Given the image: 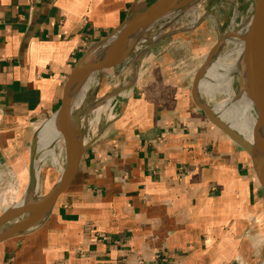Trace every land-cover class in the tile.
<instances>
[{
	"label": "crops",
	"instance_id": "1",
	"mask_svg": "<svg viewBox=\"0 0 264 264\" xmlns=\"http://www.w3.org/2000/svg\"><path fill=\"white\" fill-rule=\"evenodd\" d=\"M145 1L0 0V163L29 149L33 122L55 114L76 63ZM140 69L112 90L68 189L36 226L0 242V264H235L242 255L250 230L241 222L262 200L248 154L188 99L168 58Z\"/></svg>",
	"mask_w": 264,
	"mask_h": 264
},
{
	"label": "rangeland",
	"instance_id": "2",
	"mask_svg": "<svg viewBox=\"0 0 264 264\" xmlns=\"http://www.w3.org/2000/svg\"><path fill=\"white\" fill-rule=\"evenodd\" d=\"M153 1H145V6L140 12L145 10ZM194 4L197 9L192 13L183 12L174 18L161 16L147 31L148 39L138 42L131 53L115 67L97 75V82L88 88L85 100L77 111V114H82L81 129L82 117L91 105L95 103V107L101 106L103 108L100 115L102 118L106 112V104H109L113 98L108 99V96L113 93L112 90L119 89L120 86L130 81L137 64L140 66L144 61L149 62L151 60L163 61L168 58L175 68L174 72L185 78V85L182 87L184 88L183 91L187 93L188 99L193 103H196V98L201 103L214 104V107L220 110L217 101L224 98V95L217 93L215 99H209L198 88L197 82L212 59L218 58L221 61L223 54L235 46L233 42L223 43V40L230 31L242 27L253 18V0H201V2L197 0ZM190 7L191 4L188 2L184 9L188 10ZM195 14L196 23L194 22ZM118 37L119 34L116 33L111 39L116 40ZM166 54L168 55L164 58L163 55ZM140 71L139 68L138 76ZM240 76V74L234 75L232 90L236 92L242 81ZM94 115L93 111L92 116ZM49 119L40 124L39 121L33 122V127H36L35 132L39 127H44ZM31 144L27 146L35 147L34 139ZM51 146L53 151L46 155L39 167L40 170L32 188L29 178V165L33 159L32 154L35 148L32 154L30 149L26 148L27 150L20 154L14 162L0 163V213L21 199L27 188L30 191L35 188V194L31 198V202H34L44 198L55 187L58 183L57 179H60L66 167V148L62 135L55 142L51 141ZM19 160H24V162H19ZM42 168L47 169L48 173L51 174L47 185L41 184L39 181ZM259 189L261 191L260 186ZM25 217L26 215H23L18 219L22 220ZM244 219L241 226L248 225L247 228L250 232L246 229L240 235L242 239L239 252H242V255H239L235 264H264V214L262 206H258L252 215ZM13 222L14 220L9 221L4 227Z\"/></svg>",
	"mask_w": 264,
	"mask_h": 264
},
{
	"label": "bare ground",
	"instance_id": "3",
	"mask_svg": "<svg viewBox=\"0 0 264 264\" xmlns=\"http://www.w3.org/2000/svg\"><path fill=\"white\" fill-rule=\"evenodd\" d=\"M195 1L197 0H175L172 3V5L174 4V6L171 7V5L169 7L171 9L166 11L163 16L165 18H174L183 12L192 13L197 9L195 8ZM188 2L189 4H191V7L188 10H185L184 6ZM196 21L197 18L195 14L194 22L196 23ZM252 21L253 18L245 23L242 27L233 29L227 34V36L223 40V43L233 42L235 46L226 51L225 54H223L221 61L218 58H214L210 61L209 65L206 67L205 72L199 78L197 85L198 88L202 90L209 99H215L217 93L224 95V98H221L219 101H217L220 110H217L214 107V104L208 105L213 109L215 115L224 123H226L232 130L243 136L249 142L254 143L257 117L252 99L258 100L259 103L264 107V73L259 61L257 60V57L253 50V44L249 37V30L251 28ZM116 30L102 40L94 43L87 50L82 63V68L84 71H87L89 66L98 58L104 57L112 47L118 48L126 44L134 34V29L125 30L124 32L119 33V41L115 43L114 39H111V37L116 34ZM148 30L149 29H147L143 36L140 38L141 42L148 39ZM135 71L136 73L134 74V79L131 78L129 82L123 84L122 86H120V88L129 86L133 82V80L136 79L138 70L136 69ZM235 74H240V77L242 78L237 92L232 90ZM96 82V75L89 76L87 77L85 82H83L78 88L73 91L68 100L66 109V116L71 122H73L75 117L79 114H77L78 108L85 100L84 98L86 96L88 88ZM113 95L114 93L112 94V96ZM110 96L108 97V99L111 98ZM196 101L201 102L199 99H196ZM91 108L95 113L94 116H92L93 111ZM102 109L103 108L101 106L95 107L94 103L83 115L82 118L84 120L83 124L85 125V127L83 130L84 132L81 131L80 133L82 141H84V143L86 138H88V133L93 130L98 124ZM224 114H227L228 117H225ZM81 115L82 114H80V116ZM47 122L48 123H46L44 127L41 126L36 129L33 138L35 140V147H32V144L29 147L31 154L33 152V149L35 148V151L32 154L33 159L31 164V172L35 178L38 175V172L40 170L39 167L41 166L46 155L50 154L53 151L51 141L55 142L56 139L60 135H62L57 126L55 114ZM32 191L27 188L24 191L21 199H19L17 202L15 201L16 203L12 202V200L11 202L14 203V205L11 207L7 205L8 208L24 205L31 202V198L33 194H35V188H33ZM41 220L42 219L40 218H36V220H28V222H24L19 226L15 224L17 222L16 221L14 224L12 223V225L2 228L0 230V233L5 235L17 230L27 231L36 226Z\"/></svg>",
	"mask_w": 264,
	"mask_h": 264
},
{
	"label": "water",
	"instance_id": "4",
	"mask_svg": "<svg viewBox=\"0 0 264 264\" xmlns=\"http://www.w3.org/2000/svg\"><path fill=\"white\" fill-rule=\"evenodd\" d=\"M173 1L175 0H156L145 10L127 20L116 30V33L119 34L125 30L134 29L132 38L123 46L118 48L112 47L104 57L98 58L94 61L87 71H84L82 68L85 55L76 63L64 84L60 104L55 112L57 126L62 134L66 148L65 170L55 187L41 200L29 202L20 206H14L2 211L0 213V230L12 225L10 224L4 227V225L11 220H14L13 224L17 221L15 224L19 226L24 222H28V220H36V218L43 219L53 207L57 199L68 189L77 174L83 154V141L80 133L82 131L81 113L75 117L73 122H71L66 116V109L70 96L76 88L85 82L87 77L92 75L97 76L99 73L115 67L124 60L131 53L133 47L140 41V38L146 30L150 29L166 11L171 9L169 7L172 5ZM254 5V16L249 30V37L253 44V50L257 60L264 73V0H254ZM173 6L174 4L171 7ZM114 41L116 43L119 40L117 38ZM132 79H134V76ZM119 90H121V88L116 89V92ZM252 100L257 117L254 143L249 142L243 136L232 130L215 115L213 109L208 104L197 102L195 98L196 104L205 112L209 120L248 154L255 172L257 183L261 188V206L264 214V107L258 100ZM31 164L30 185L32 188L35 177L31 172ZM23 215H26V217L19 220L18 217ZM24 232H26V230L12 231L5 235L0 233V242L18 236Z\"/></svg>",
	"mask_w": 264,
	"mask_h": 264
},
{
	"label": "built area",
	"instance_id": "5",
	"mask_svg": "<svg viewBox=\"0 0 264 264\" xmlns=\"http://www.w3.org/2000/svg\"><path fill=\"white\" fill-rule=\"evenodd\" d=\"M139 68H140V66H138V64H137V68H136V69L139 70ZM136 69H135V70H136ZM135 73H136V71H134V74H135ZM134 74H133V76H134ZM136 75H137V77H138V74H136ZM137 77H136V78H137ZM82 121H84V120H82ZM84 127H85V125L83 124V125H82V131L84 130ZM83 132H84V131H83Z\"/></svg>",
	"mask_w": 264,
	"mask_h": 264
}]
</instances>
